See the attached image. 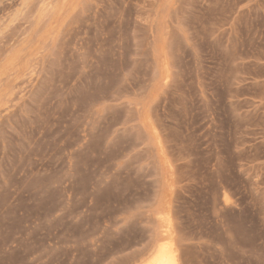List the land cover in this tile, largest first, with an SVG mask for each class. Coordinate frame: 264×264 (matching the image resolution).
<instances>
[{
  "label": "rangeland",
  "instance_id": "obj_1",
  "mask_svg": "<svg viewBox=\"0 0 264 264\" xmlns=\"http://www.w3.org/2000/svg\"><path fill=\"white\" fill-rule=\"evenodd\" d=\"M264 264V0H0V264Z\"/></svg>",
  "mask_w": 264,
  "mask_h": 264
},
{
  "label": "bare ground",
  "instance_id": "obj_2",
  "mask_svg": "<svg viewBox=\"0 0 264 264\" xmlns=\"http://www.w3.org/2000/svg\"><path fill=\"white\" fill-rule=\"evenodd\" d=\"M148 264H178L175 255L166 247L159 248Z\"/></svg>",
  "mask_w": 264,
  "mask_h": 264
}]
</instances>
